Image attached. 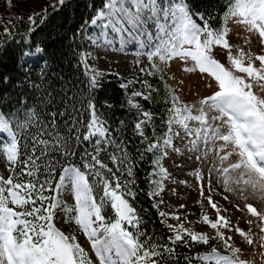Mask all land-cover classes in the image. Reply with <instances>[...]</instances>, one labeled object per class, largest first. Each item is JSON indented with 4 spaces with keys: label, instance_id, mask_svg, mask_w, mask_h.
I'll return each instance as SVG.
<instances>
[{
    "label": "snow or ice",
    "instance_id": "obj_1",
    "mask_svg": "<svg viewBox=\"0 0 264 264\" xmlns=\"http://www.w3.org/2000/svg\"><path fill=\"white\" fill-rule=\"evenodd\" d=\"M64 4L50 0L26 17H0V47L25 20L30 36ZM136 36L147 39L139 53L147 64L136 61L144 75L120 88L142 151L130 155L119 135L125 122L113 130L98 111L93 93L104 73L80 44L84 81L67 82L59 96L45 89L32 103L20 97L8 111L0 107V132L8 134L0 141V264H253L243 257L254 244L251 229L239 226L245 218L259 221L264 249V0H215L207 8L195 0H101L72 40L102 48ZM43 53L36 43L20 59ZM47 66L44 60L41 77ZM137 157L148 158L145 195L164 232L149 230L136 206ZM176 158L178 168L187 167L183 179L165 166ZM189 175L197 202L215 211V218L201 216L200 230L186 213L165 210L162 196L166 181L188 185ZM225 193L242 201L234 205L243 214L235 224L214 199L232 204ZM196 246L206 250L193 254Z\"/></svg>",
    "mask_w": 264,
    "mask_h": 264
},
{
    "label": "trees",
    "instance_id": "obj_2",
    "mask_svg": "<svg viewBox=\"0 0 264 264\" xmlns=\"http://www.w3.org/2000/svg\"><path fill=\"white\" fill-rule=\"evenodd\" d=\"M214 2L215 0H195L196 5L200 8H207ZM100 3L101 0H65V4L58 10H49L47 20L38 24L30 36L26 33L27 21L23 22L19 27V34H15V39L0 47V107L8 111L9 106H16V101L20 97H26L28 102L32 103L45 89L54 96H59L62 91H66L70 87V84L78 85L85 80V69L82 64L78 63L80 49L77 48V45H83V50L87 51L88 44L80 39L73 43L72 36L86 19L91 18L94 9L99 7ZM36 43L41 45L44 53L21 60L22 50L26 46L33 47ZM44 60L48 61V66L44 69V75L41 77L40 72ZM32 84L40 85L39 89L32 87ZM120 84L118 78L113 75L103 76L101 87L93 93V96L98 111L108 118L113 130L117 129L121 120L125 122L119 127V135L127 142L129 154L133 155L138 149L142 151V148L137 137L132 134L134 118L126 106L127 92L120 88ZM137 87L139 86L137 85ZM125 128H127L126 132ZM7 137L6 132H0V141L7 142ZM80 149L92 150L88 144H81ZM101 155L108 163L107 153ZM109 166L113 167L111 163ZM149 168L147 157L143 162L139 157L136 158L133 168L137 192L135 203L138 208L145 210L144 215L149 230L155 226L158 231L164 232L165 229L159 222L160 218L156 215V209L152 207V204L155 203L154 200H150L145 195L149 190L147 184ZM177 250L184 254L189 253V249L183 247H178ZM205 250L201 246H196L191 249V252L194 254L196 251L203 252Z\"/></svg>",
    "mask_w": 264,
    "mask_h": 264
},
{
    "label": "rangeland",
    "instance_id": "obj_3",
    "mask_svg": "<svg viewBox=\"0 0 264 264\" xmlns=\"http://www.w3.org/2000/svg\"><path fill=\"white\" fill-rule=\"evenodd\" d=\"M46 2L50 0H13V8L11 10L7 9L5 0H0V17L5 21L9 18H13L14 15H25L30 14L34 10L42 7ZM95 29H92V34H95ZM153 32L155 30L153 29ZM109 39H113L112 34L108 33ZM147 43L146 38L141 36H136L135 39H126L124 43H121L119 38L115 39L110 47L93 48L88 45V50L92 52V58H89L88 62L92 64L95 68L102 71L104 76L113 75L118 78L121 83H124L126 79H131L134 75L143 78L144 74L138 73V68L140 65H146L147 59L145 55H140V52L145 51V44ZM241 44L243 41L241 39ZM247 47L246 45H244ZM140 61V65L136 61ZM175 66L173 65V69ZM182 164L180 158L175 160H166L165 166L172 173V178L183 179L185 173L188 171L187 167L178 168L177 165ZM189 184L180 185L177 187L171 182V180L166 181V187L164 193L162 194L167 208L165 210L180 211L187 214L188 221H191V226L197 230L204 229L205 225L201 220L203 214L209 215L210 218H215V211L208 205L207 201H203V207L201 203H198L199 199L197 192L193 189L191 185V175H189ZM172 189V191H169ZM229 196L232 204L224 201L219 194L214 196V199L219 203L223 204L227 209V213H222L229 215L232 223H237L238 219L243 215L238 210L234 208L236 203H242L233 194L225 193ZM155 202V201H154ZM179 203H186V209H178L176 206ZM163 207V206H161ZM254 221L253 225H248L247 218L240 220L239 226L245 229L250 228L253 235L254 244L249 246L245 252H243V257H247L249 260L253 261V264H264V257L260 256V252L264 251L259 247V237L261 235L259 231V221L252 218ZM186 226L187 223H186Z\"/></svg>",
    "mask_w": 264,
    "mask_h": 264
}]
</instances>
